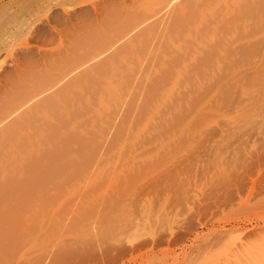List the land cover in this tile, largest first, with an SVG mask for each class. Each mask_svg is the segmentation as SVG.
Masks as SVG:
<instances>
[{"label":"bare ground","instance_id":"bare-ground-1","mask_svg":"<svg viewBox=\"0 0 264 264\" xmlns=\"http://www.w3.org/2000/svg\"><path fill=\"white\" fill-rule=\"evenodd\" d=\"M39 11L27 7L19 15L38 19ZM65 16L48 24L60 38L41 39L51 49L42 63L27 49L25 67L0 77V264H191L188 253L155 252L167 242L165 230L185 240L195 220L212 224L219 191H227L225 201L220 192L224 206L238 200L234 190H240L230 188L247 171L238 169L240 159L219 153L221 160L215 155L213 167L195 178L206 180L195 194L182 185L192 181L177 182L175 172L187 148L199 158L197 143L209 142L217 129L228 134L241 124L250 128L264 112V0H102L95 18L80 15L68 25ZM10 21L20 36L26 26L34 35V22L18 16ZM221 108L229 117L220 128ZM225 136L224 143L231 138ZM166 153L175 158L166 160ZM152 155L153 161L165 159L155 165ZM256 158L262 161L264 154ZM142 177L146 183L169 181L172 209L160 219L174 218L166 229L161 219L164 231L158 226L147 240L137 234L140 217L128 216L126 196L117 195ZM111 243L121 246L116 255Z\"/></svg>","mask_w":264,"mask_h":264},{"label":"rangeland","instance_id":"rangeland-1","mask_svg":"<svg viewBox=\"0 0 264 264\" xmlns=\"http://www.w3.org/2000/svg\"><path fill=\"white\" fill-rule=\"evenodd\" d=\"M96 1L97 0H0V72H1L0 74H2V73L4 74V76H2L3 75L2 74V75H0V77L4 78L7 73L15 72L16 70H14V69L18 70L19 68H24L25 67L24 65H26V63H25L26 60L23 59V53H25V51L27 49H29V50H27L26 52L30 51V53L33 55L34 59L37 62H41L42 63L44 61L43 58L48 54V52L51 53L50 52L51 51L50 46L48 47V46L43 45L42 40H46V38L50 39V37H53L52 34H54L53 39H56V40L58 39L59 40V38H60L54 31H51V29L49 30L50 31V33H49V31H48L49 27L48 26L51 25L52 27H54V25H55L54 23H58L59 18L61 19L65 15L68 16V17L70 16V18H67L65 16V18L68 19V22H69L68 25L69 24L72 25L74 23L73 21H75V24H76L78 20H75L74 17L76 19H78L77 17L80 16V15H82V16H90V17L93 16L94 18L97 17L98 12H99V6H100V3H101L102 0H98L97 2ZM27 7L31 8V9H38V10L40 8L39 12L41 14L40 13L38 14V19L36 18L37 16L35 18H27V20L29 21L27 23L26 17H24L23 15H19L20 12L24 8H27ZM41 8H43L44 11L43 10L41 11ZM45 8H46V10H45ZM78 13H79V15H78ZM11 16H18L19 20H21V21L25 19L24 22L22 21L25 24H31L30 21L32 23L34 22V26H32V27L35 30H33L34 31L33 32L34 35H31L32 38H31V36L29 34V31H27L28 30L27 26L22 30V32H23V34L24 33L26 34V31H27V33L29 35L28 34H26V35L24 34L23 35L21 33L22 36H20V33L19 34L16 33L15 28H13V25L11 24L12 21H10V17ZM54 16L56 18H58V19H56ZM52 17L54 19H52ZM51 19L53 21H55V22H53ZM67 19L65 20L66 22H67ZM48 24H50V25H48ZM26 28H27V30H26ZM41 31H42L43 34L41 33ZM47 31H48V33H47ZM45 33H46V35H45ZM16 34H17V36H16ZM27 35L29 36V38H28ZM34 36H35V38H34ZM45 36H46V38H45ZM47 36H49V37H47ZM25 39H27L28 41L25 40ZM22 40H24L25 42L27 41V43H29V44L31 43L30 44L31 48L30 47L29 48L28 47L25 48L26 46H24V43H23L24 41L21 42ZM37 41H38V43H37ZM40 41H41V43H39ZM21 43H22V45L24 47L21 45ZM19 46L22 47V48H20ZM15 47H17V48H15ZM51 48H53V47H51ZM18 49H19V51H18ZM47 49L49 51H47ZM13 63H15V64H13ZM21 65H22V67H21ZM14 66H16V67H14ZM17 67H19V68H17ZM1 80L2 79H0V81ZM0 86H4V82L3 81L0 83ZM223 109H226V108H223ZM222 110H219V114L220 115L218 117H216V118H219L220 116H222L221 117L222 119H220V120L218 119L220 121L219 126L221 124L224 125L225 121H222V120H226L229 117V115H228V111L229 110L228 109H226L224 111H222ZM220 111H222L223 113L221 112L222 113L221 114ZM226 114L228 115V117H227ZM263 114H264V112L263 113L261 112V115H263ZM260 116H258V117H260ZM224 117H227V118H224ZM262 117H264V115L261 116L260 119L258 118L259 120H257V118H255L254 120H256L257 123H254L255 121L253 120L252 123L248 125V126H250V128L249 127L248 128L247 127L243 128L244 126L242 124L237 126V127H235V128H233L235 133L231 129L233 132H230L231 130H229V132L227 134L226 131H224L225 130L224 129L222 134H221V131H220V133H217L220 130V129H217L218 131L215 134L216 137L211 136V139H210L209 142H208L207 139H205V142L207 140L208 144L203 141L204 145H203V143H201L202 144V146H201L200 143L198 145L197 142H193L194 145L197 143L195 145L197 147V149L193 148L192 150L196 149V151H197L199 149L198 150L200 152L199 155L201 154L200 155L201 157H199V158L198 157L196 158V155L195 156H191L192 155L191 151L188 150V148H187L186 153H185V154L188 153L187 156L185 155L186 157H184V152H185L184 149H186L185 147L184 148L182 146H181V148L178 147V148H180V150L183 149L182 151H184V152L181 151L182 152L181 154H180L179 149L178 150L176 148L174 149V151L176 150V153H177V151H179V154L181 156H183L182 159H180L181 160L180 161V166L178 167L179 170H176L177 172H175L176 177L178 179V181L177 180L176 181L179 182V180H180V181L186 182V179L188 180V178H189V180H191L192 182L190 181L191 183L190 182H186V183H190V185L189 184L187 185L185 183L184 184L182 183V185H186L187 189L189 188V190L194 188V189H192V191L195 190V192H197V193L202 188V187L200 188L201 184H199V183H202L201 186H203L204 184L201 181L202 180L206 181V180L201 178L202 180L197 182V180L195 178L196 177L197 178L201 177L200 174L202 175L204 173V171H206L209 168L213 167V165L215 164L214 161H218L215 158H214L215 160H213V157H215V155H217L218 159L221 160L219 158L221 153L223 154V153L227 152V154H228V152H229V154H228L229 156L225 153V154L222 155V157L221 156L220 157L223 158L225 155H227V156H225V159H226V157H229V159H227V160H233V159L237 160V158L240 159L241 161H236V162L239 163L238 169L239 170L242 169L241 171H243V173L247 171L244 174V175H246L244 178L241 179V176H239V178L241 180L237 177V179H239V182H238V180L235 179L237 181V183H239V184L236 185L237 183H234L235 184V186H234L235 188H232V187H231L232 189L230 188V191L231 190H232V192L236 191L239 194V195L238 194L234 195L232 193L234 195L233 197L235 199L237 198L238 200H236V201H238L239 203L235 201L237 203V204H235V202H233L235 204V206L232 203V204H230L232 207L230 205L224 206L221 203L223 205L222 206L220 204V202H223V201L226 200V198H227L226 197L227 196L226 192L227 191L225 192L224 190H220L219 191L220 202H219V204L217 206L218 208L217 207L216 208L218 210L220 209L219 211H220L221 214L219 213V211H218V213L216 212L217 210L215 211L216 208L212 211V213H214V215H213L214 220H213L212 224L211 223L209 224L210 226L209 225H207V226L205 225L204 226V224L202 222L200 223L197 220H195L194 221V227L195 228L192 231L193 233H190V235H188V237H186V238L184 237L185 240L183 238L182 239L180 238L179 240L176 241L174 238H172L170 236V228L168 227V225L170 227L174 226V225H172L174 223L173 222V220H174L173 216L171 217L172 219L170 218V221L173 222V223H171V222L168 223L169 220L166 219V218H165L166 220L164 219L165 221L163 220V218L165 216L166 217L170 216V214H168V212L171 211L170 208L172 207V206H170V203H168L170 200L168 201L167 200L168 197L166 198L167 193H169V191H167L168 190V185H169V181L168 180H166V181L164 180L163 182L162 181L160 182V181H157L156 178H155L154 180H156L157 183H155L154 180L150 181V183H146V180L144 179V177H145L144 174H146V173H143L144 177H142L143 179L142 178L139 179L140 183L138 182V180H136V182H135L136 185L134 183H131L129 185L131 187L128 188V192L122 190L121 191L122 193H121L119 191V193H117L118 197H120L119 199H122L123 196H126V197H124V199H122V201L125 202V205H128V206H126V208L128 207V209L126 211H128L129 208H130V210L132 209L131 210L132 213L134 211L133 215H131L132 213H130L128 216H132L134 218H136V216L137 217L139 216L140 217L139 218L140 221H142V222H140L141 223L140 225H142V224L143 225L139 226L140 230L137 231V234L140 233V236L138 235L139 238L140 239H144V236H145V238L147 240V239H149L148 236H151V234L156 229L158 230L159 227L162 228L161 226H163L165 229H166V227H168L165 230L167 232V235H168V236L166 235L167 236V242H166V244L164 246L159 247L157 249V251L155 250L156 253H159L161 250H167V251L169 250V251L177 252L178 254H182L183 253L184 255H186L188 253L190 255H189V257H187L188 258L187 261L191 262V264H236V263L237 264H240V263H243V264H264V197H263L264 194H262V193L260 194L259 193L260 190L258 189L259 188L258 187L259 186L258 182L260 181L259 180V174H260V176L264 175V169H263V166H264L263 165L264 164L263 161L264 160L259 161L261 159L256 158V157H258V155L260 157L261 155L264 154V151H263L264 150V148H263L264 147V120H263L264 118H262ZM215 124H217V123H215ZM259 124H262V125H259ZM253 125H255V126L258 125V126L256 128ZM220 128H221V126H220ZM254 128H255V130H253ZM261 128H262V130H261ZM240 129H242L243 131L240 130ZM250 129L252 130V132L250 131ZM238 132H240L241 136L237 135V134H239ZM224 133L226 134V136L227 135L231 136L232 133H233L232 135L235 134L234 135V139L235 140L233 139V136H231V138L227 137L228 140H230V142L225 138V143H224V136H225ZM236 135H237V137H235ZM243 136H245V137H243ZM217 137L220 140V142L218 141ZM242 137H243V139H242ZM208 138H210V137H208ZM216 139H217V141H216ZM221 139H223V140H221ZM212 140H213L214 143H212ZM238 140H241V142L239 141L241 144L238 143ZM226 141H228L227 142L228 144L226 143ZM215 143L216 144L217 143L218 144L219 143L220 144L223 143L224 145L220 146V144L219 145L217 144L216 147L215 146L211 147V145H213ZM209 144H211V145H209ZM225 144H227V145H225ZM242 144H243V146H242ZM209 146H210V148H209ZM151 147L154 148L153 145ZM151 147H146V149L147 148H151ZM201 147L204 148V153L205 154H203V152H201L203 150V149H201ZM169 152H172V150L169 151ZM192 153L197 154V156H199L198 153H195V151H192ZM219 153H220V155H219ZM253 153H254V155L258 154V153L259 154L253 156ZM260 153H262V154L260 155ZM179 154L177 153V155H179ZM164 155H167V156H165V157H167L166 160L175 158V156H173L174 154H171V153H166ZM231 155H233V156L235 155V157H233ZM152 156H150V158H149L150 162L153 161V159H155V157L157 155L156 156L154 155L155 157L154 156L152 157ZM171 156L173 158H171ZM181 156H180V158H181ZM202 156L206 160L200 161L199 159H202ZM207 156L209 158H207ZM162 157L165 159L164 156H162ZM162 157H161V159H158V160L161 161L163 159ZM177 157L179 158V156H177ZM159 158H160V156H159ZM185 158H186V160H184ZM231 158H233V159H231ZM196 159H198L199 161L196 160ZM209 159H211L210 162H209ZM251 159L253 160V162H252ZM212 160H213V162H212ZM155 161H153V163L155 165L158 164V163L156 164V162L160 163V161H156V162ZM255 161L256 162L259 161L258 162L259 165ZM210 164H211V166L207 167ZM203 167H205V168H203ZM206 168H208V169H206ZM202 177H203V175H202ZM263 178H264V176H262L261 180L264 182ZM198 180H199V178H198ZM153 181H154L155 185H154ZM194 181L197 182L196 184H199V188H197L198 186H196V184L192 185V183ZM158 182H159V184H158ZM137 183H139L141 185H137ZM142 183H144L145 186ZM162 183L164 185H162ZM254 183H256L257 187H255ZM262 184L264 185V183H262ZM252 185L255 188L252 187ZM139 186H141L143 190L140 189ZM194 186H196V188ZM237 186H239V187H237ZM236 188L239 189L240 191L234 190ZM253 188H254L255 191L253 190ZM166 191H167V193H166ZM222 191L224 192L223 194L225 195V197H223L224 198L223 201H222V197H221V195L223 196V194H220V192H222ZM125 192H127L128 194L125 193ZM132 192H133V194H132ZM134 192H136V193H134ZM189 192L192 193L191 191H189ZM195 192H194V194H195ZM123 193L126 194V195H124ZM229 193L230 192H228V194ZM129 194H130V197L127 200V197L129 196ZM258 194L261 195L262 199H261V197L258 196ZM134 196H135V198H134ZM237 196H241V197L238 198ZM164 199L166 200V205H167V203L169 204V206L167 205L168 206V211L166 210V207H165L166 205L163 204V202H165ZM239 199H241V200L239 201ZM251 199H252V201H249ZM259 200L260 201L263 200V201L259 202ZM241 201L243 203H241ZM129 202L132 204L133 208H131L132 206H130ZM258 203H259V206H258ZM209 204H210V202H209ZM242 204H244L245 206L242 205ZM162 208H163V210H162L163 212H165L164 209L167 211L166 212L167 215H166V213L164 214L161 211ZM222 208H224V209H222ZM128 213L129 212H126V214H128ZM159 214H161V215H159ZM216 214L218 215V217H217ZM155 215L158 216V217L156 218ZM162 215H165V216H163V218H161L163 222L160 219V216H162ZM143 217H145L144 221H143ZM147 217H148V219H147ZM150 217L151 218L154 217V219L156 218L154 220L155 223L152 224V222H154V221H152L153 218L151 220ZM216 219H219V220H216ZM222 219L225 220V221H223ZM138 222H139V220H138ZM160 222H162L163 224H166V225L164 226ZM216 222H217V225H216ZM160 224H161V226H160ZM208 226L210 228H213V229L217 228V231L215 232V230H216L215 229L214 232H215V234H217V236H219L218 238H217V236L216 237L212 236V235H214L213 229L211 230ZM211 226H214V227H211ZM164 228L160 229L159 231H164ZM218 228H220V229H218ZM244 229L246 231H244ZM249 230H250L251 233H249ZM219 231L220 232L223 231V232L218 233ZM242 232H244V233H242ZM148 233L150 235H148ZM209 235H211V237ZM196 236H198V237H196ZM221 237H223V238H221ZM169 239H172L173 242L171 240H169ZM220 240H221V242H220ZM126 241L125 242L123 241L124 244H129V245L131 244L129 238H126ZM169 241H170V243H169ZM171 242L172 243L175 242L176 244H171ZM111 244L113 245V243H111ZM129 245H128V248H130ZM205 245H206V248L209 245H210L209 247H211V248L213 247V248L211 249V248L208 247L211 250L210 251L206 250V249H204ZM113 246L116 247V249H115L116 252L114 251V254L116 255L117 254V249L119 247H121V246L119 244H116V245H113ZM124 246H126V245H124ZM202 249L206 250V252L203 251ZM201 250H202V252H200ZM203 252H205V253H203ZM186 256H188V255H186Z\"/></svg>","mask_w":264,"mask_h":264}]
</instances>
